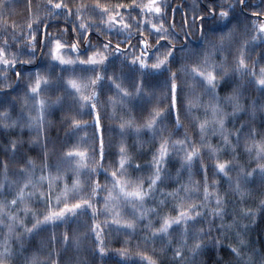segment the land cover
<instances>
[{"label": "snow or ice", "instance_id": "1", "mask_svg": "<svg viewBox=\"0 0 264 264\" xmlns=\"http://www.w3.org/2000/svg\"><path fill=\"white\" fill-rule=\"evenodd\" d=\"M0 6L8 7L6 0H0ZM169 9L180 12L181 6L170 0H147L142 4L129 0L114 6L99 0L91 3L45 0L42 18L38 17L35 23L29 6L27 23L20 33L16 32L14 23L9 25L7 17L3 18L0 29L7 35L0 40V133L6 138L0 148V225L3 226L0 230L4 233L0 240V264H14V257L21 259L22 264H58L54 248L47 259H38L35 252L24 255L29 238L46 226L62 224L68 217L81 214L85 217L81 226L86 231L81 234L74 230L71 238L63 235L64 250L70 247L75 257L69 254L60 264H85L79 255L83 236L94 244L93 258L96 253L103 257L102 227L114 225L117 231L132 232L140 223L144 225L145 244L158 242L161 252L170 253L169 264H199L197 257L202 251H210L209 246L213 244L219 247V240L214 241L212 233L222 235L225 229L236 224L235 219L224 223L228 191L221 193L216 179L209 183L208 167L214 176L223 177L234 196L243 198L247 194L243 184L249 178L258 175L264 183V130L260 131L257 141V129L248 128L249 120L254 121L258 113H264V102L243 99L246 87L255 88L264 96V66L257 70L256 64L260 61L253 60L250 69L246 55L252 48L264 45V0L251 4L248 0H196L192 5L183 4L184 19L179 32L168 17ZM121 11L128 13L127 17ZM132 12L136 15H131ZM95 17H99V23ZM241 18L250 21V26L246 23L241 28ZM39 24L45 27L39 29ZM68 24L72 25L71 29ZM34 26L40 32L43 60L29 35ZM47 28L53 31L45 37ZM96 28L116 37L115 42L105 39L88 45L89 30ZM66 32L71 33V43L63 39ZM77 33L84 37L86 48L92 49L86 55L77 42ZM189 33L197 36L199 47L188 46ZM21 35L27 51L22 52L17 44L14 55L9 51L11 41L19 40ZM96 35L99 37V33ZM150 37L155 38L154 43H150ZM125 40L129 43L125 44ZM22 54L28 58L21 60ZM113 54L118 63L109 60ZM216 55L218 61L214 58ZM259 57L264 60V48ZM17 62L20 71L16 70ZM25 65L29 66L28 71L24 70ZM129 79L131 84L125 87ZM105 83L112 95L101 103L102 93L98 90ZM221 85L227 89L223 100L218 95ZM21 87L23 91L18 93ZM181 93L183 102L178 110ZM202 96L209 99L201 105ZM117 102L124 115L114 134L122 138L128 133L139 136L146 131L153 141L150 159L145 162L150 169L146 182L125 179L127 168L139 170L142 165L132 164L134 157H130L122 140L113 145L101 136L103 126L98 108L111 110ZM17 103L21 111L13 120L9 110ZM229 105L231 112L225 111ZM201 106L203 115L188 121L193 135L187 131L177 135L184 126L181 114L199 111ZM53 107H59L64 113L61 123L68 125V133L80 135L73 147L63 151L54 163H49L46 148L43 152L37 151V164L23 150L24 143L16 129L36 130V137L28 144L43 147L44 118ZM128 108L138 116L134 118ZM84 115L90 119L77 118ZM240 116L245 119L237 127L234 121ZM228 118L233 121L232 130L226 127ZM88 128L93 129L90 152L89 137L84 131ZM208 136L215 137L216 143L206 139ZM194 137L196 143H193ZM138 146L143 147V143ZM31 150L29 147L28 151ZM225 152L229 157L226 160L221 159ZM236 153H241V158L246 153L254 167L241 166ZM109 156L114 157L111 171L104 164ZM177 159L178 167H175ZM65 163L73 171L70 186L63 183L61 165ZM170 164L175 167V176L168 170ZM101 171L106 180L103 186L95 178ZM233 172L235 176L231 175ZM185 174L187 179L182 178ZM193 174L202 175V180L193 181ZM169 179L171 186L165 183ZM45 185L50 193L48 203L35 211L29 205L43 204ZM57 187L59 192L55 193ZM101 193H104L102 197ZM121 202L132 208L131 219L122 215ZM149 202L154 206L144 207ZM259 206L264 209V199L259 201ZM29 214L30 224L24 221V216ZM240 215L254 218L255 211L241 209ZM99 216L106 217L103 225L98 222ZM55 242L53 237V245ZM229 252L237 264H264V256L257 258L254 250L249 253L242 239H238L236 246H230ZM117 254L122 260L128 255L125 249L117 250ZM137 255L141 264H156L146 255Z\"/></svg>", "mask_w": 264, "mask_h": 264}, {"label": "trees", "instance_id": "2", "mask_svg": "<svg viewBox=\"0 0 264 264\" xmlns=\"http://www.w3.org/2000/svg\"><path fill=\"white\" fill-rule=\"evenodd\" d=\"M83 2V0H81ZM91 3V0H88ZM100 3L104 5H117L121 3H129V0H99ZM147 0H135V3L142 4L146 3ZM172 4L180 5L181 11L180 12H173L171 9L168 10V17L169 19L173 20V23L176 26L177 32L180 30V23L183 21V4L192 5L196 2V0H170ZM248 2L254 3L256 0H248ZM8 7L0 6V24L3 23V18L7 17V23L12 25L13 23L17 26L16 32L20 33L26 26L27 19H28V12L29 6L31 8V14L34 23L37 21L38 17L42 18V14L44 13V4L45 0H6ZM121 15L127 17L128 13L121 11ZM131 15H136V12H132ZM147 18V17H146ZM97 23H99V17H95ZM127 22V19H126ZM250 26V21L245 22L243 18H241V28L245 26V24ZM45 26L43 24H39V29H43ZM72 25L68 24V29H71ZM37 27H33L32 32L29 33L30 36L34 39L35 50L37 53H40V59H45L41 52L40 47V32ZM53 31L52 28H47L44 31L45 37L47 36V32ZM11 32V28L8 29V33ZM96 33H99V37H97ZM138 34V33H137ZM7 34L0 29V40L4 39ZM149 33L145 30V36H148ZM190 36V40L188 42V46L195 48L199 47V41L197 36L192 35L191 33L188 34ZM11 40V37H8ZM63 39L67 40L68 43H71V33L66 32ZM105 39H111L115 42L116 37L110 36L107 31L101 32L99 28L89 30V37H88V45H96L99 41H103ZM150 43L155 42L154 37L149 38ZM84 37L79 36L77 33V42L82 49H85L84 54H87V51L92 50L91 48H86L83 43ZM24 37L21 35L19 40H12L11 47L9 51H12L13 54H16V45L20 44L21 51L26 52L27 49L24 48ZM125 44H128L129 41L125 40ZM131 43H136V40L133 39ZM259 44V42H257ZM123 49V45L121 46ZM264 48V45H260V47L252 48L246 55L249 56L248 58V66L251 69L252 61L259 60L260 62L256 64L257 70L264 66V60H261L259 57V52L261 49ZM28 58L25 55H21L20 59ZM217 61L219 60V56L216 55L214 57ZM109 60L112 63H118V58L115 57L113 54L112 57H109ZM20 64L17 62L16 70L20 71ZM25 71H28L29 66H23ZM131 84V80L125 82L124 86L129 87ZM108 85L102 84L100 89L98 90L102 94L99 97V102H103L106 96L112 95L110 91L107 90ZM23 88L21 87L18 89V93H22ZM196 92L199 93L200 89H196ZM52 95V94H49ZM218 95L220 96L221 100L223 97L227 95V89L221 85L218 89ZM163 99V97H161ZM209 99L208 97H201V105L203 101ZM244 101L247 102L250 99H255L257 103L264 102V96H262L255 88L246 87L244 92ZM183 102V93L180 94V97L177 101V108L180 109L181 103ZM163 106V105H161ZM2 110V109H0ZM21 111V107L19 103L16 104L14 109L9 110L10 117L15 120L17 119V114ZM128 113L131 114L134 118L138 116V113L133 112L131 108L127 109ZM225 111L231 112L230 105L225 108ZM98 114L102 117V132L101 136H103L107 141H111L113 145L117 144V141H123V143L128 147L130 157H134L132 159V164H140L142 167L139 170H133V168H127L125 170L126 175L125 179L128 180H142L147 181L148 176L150 174V169L145 165V162L150 159L151 152L150 149L153 147V141L149 138V135L146 131H143L139 136H135L131 133L126 134L124 137H119L114 134V129L119 123V119L124 113L121 110L120 103L117 102L111 110L107 108H98ZM64 113L60 110L59 107H53L48 110L47 115L45 116V123H44V140L42 141L43 147H33L28 144L30 139H33L37 135L36 130H32L31 132L27 127L23 128V130L17 127L16 132L19 135V139H21L24 143V151L28 153L30 157L35 160V153L37 151L43 152L44 148L48 151V160L49 163H54L58 160L60 154L73 147L76 142L77 137L80 133L76 134H69L68 133V125L61 123V117ZM203 115V107L201 106L200 110H193L191 113L184 112L181 114V123L184 125L180 132L177 135H182L185 131L191 136L193 135L192 128L189 126L188 121H190L193 117L202 116ZM78 119L89 120L90 117L87 115L77 117ZM142 118V117H141ZM244 116H240L239 119L234 121L235 125L238 127L241 124V121L244 120ZM140 120H137L139 123ZM163 123H167L164 121ZM226 127L229 130L233 129V121L231 118H228ZM248 128H256L257 129V136L256 140H260V131L264 130V113H258L255 120H249ZM89 137L88 145H89V152L91 151V135L93 132L92 128H88L84 130ZM22 132V134H20ZM6 138L3 133H0V148L3 147V139ZM176 138L175 136L173 137ZM209 139L212 144L216 143V138L212 136L206 137ZM143 143V147H139L140 143ZM193 143H196L195 137L193 138ZM29 147H32L31 151H28ZM80 147H84L83 144ZM242 147V145H241ZM115 151V147L112 149ZM237 162L241 166L247 167H254V162L251 160L248 155L245 153L241 158V153H236ZM255 153H253V156ZM228 154L225 152L221 159H228ZM114 157L109 156L104 160V164L108 166V170L111 171V164ZM37 164H39L38 160H35ZM168 170L175 176V167H178V159L175 163V167L173 165H168ZM61 171L63 173V183L64 185L70 186L73 179V171L68 163L61 165ZM11 173V167L9 169ZM39 169H37V175H39ZM231 175L235 176V172L231 173ZM207 176L208 181L211 183L213 179L218 181V190L221 193H224L226 190L228 191V203L226 204V215L224 219V223L228 224L230 221L235 219L236 224L231 229H225L223 234L214 232L212 233L213 239L219 240V247H216L215 244L210 245V251H202V254L197 257V261L199 264H203L204 261H207V264H237L236 259L230 254L229 248L230 246H236L238 239H242L244 244L247 247V251L251 253L253 250L256 253L257 258L264 256V209L260 208L259 201L264 199V183H261L260 177L254 176L249 178L247 182H244L243 187L247 190V194L241 198L240 196L232 195L231 191L228 189V184L224 181L223 177L214 176L212 174L211 167L207 169ZM9 178H12L11 175ZM95 178L97 179L98 183L102 186L106 183L105 176L103 171L98 173ZM183 179H187V175L185 174ZM203 176H197L195 174L192 175L191 179L193 181H201ZM82 179V178H81ZM166 184L171 186V180H166ZM145 183V187H146ZM45 187V201L43 204L38 202H33L29 206L35 210L39 211L42 210L48 203L47 196L50 195L46 191L47 185ZM167 190V189H166ZM59 192V187L55 189V193ZM55 193H51V195H55ZM104 193H101L100 196L102 197ZM102 202V200H101ZM154 206L153 203L149 202L144 205V207ZM243 209L244 211H248L249 209H253L255 211V217H246L242 218L240 215V210ZM168 211L167 208L164 209ZM120 211L124 218L131 219V212L132 208L121 202ZM171 214V213H169ZM23 216V213H20ZM105 216H99L98 222L103 225L105 220ZM151 219V217H149ZM31 214L24 216V221L28 224L31 222ZM85 217L83 214L75 217H68L64 223H56L54 225H49L44 228L43 231H38L35 235H31L29 238V246L28 251L24 253V255H29L35 252L38 259H47L49 251L53 248L55 249V256L54 258L57 259L58 264L61 261H64L69 254H72L75 257V252L69 247L68 251L64 250V244L62 243L63 235L67 234L69 238L73 235L74 230L78 233L83 234L86 229L81 225L84 223ZM88 224L91 223L90 216L88 217ZM239 225H243L244 227L241 228ZM2 225H0V229H2ZM43 227V226H42ZM102 231V244L105 248V255L101 257L99 253H96L95 257L93 258V249L94 244L89 241L87 236L82 237V244H81V251L79 253L82 260L85 261V264H141V259L137 255V253H141L142 255H146L150 257L152 260L156 262V264H169V255L170 253H163L159 250V243H147L145 244L143 240L144 236V225L140 223L137 225V228L132 231H117L116 226H110L107 228H101ZM239 234V236H238ZM55 237V244L52 243V238ZM173 239L175 238V233L172 234ZM4 233L0 230V240H3ZM94 240V237H92ZM206 239V238H205ZM191 242V241H189ZM10 243L14 244V240H10ZM175 245L173 244V247ZM125 249L127 251V257L122 260L121 257L117 254V250ZM14 264H22V260L19 258H13ZM146 264V262H145Z\"/></svg>", "mask_w": 264, "mask_h": 264}]
</instances>
